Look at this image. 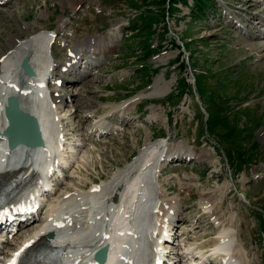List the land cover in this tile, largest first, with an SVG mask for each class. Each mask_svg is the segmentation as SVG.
<instances>
[{
    "label": "rangeland",
    "instance_id": "obj_1",
    "mask_svg": "<svg viewBox=\"0 0 264 264\" xmlns=\"http://www.w3.org/2000/svg\"><path fill=\"white\" fill-rule=\"evenodd\" d=\"M234 1L242 3L240 9L234 7L244 21L245 29L242 31L227 23L221 13L230 0H217L211 6L198 1L195 16L190 14L191 6L196 5L194 0H187L186 6L181 4L184 0L176 1L170 12L165 0H12L10 4L0 6V50L25 24L32 29L43 28V25L57 29L59 17L67 15L70 17L67 27L70 32L73 29L78 33L79 38L75 39L80 40L91 34H105L114 24L120 23L117 21L110 25L111 22L121 20L124 26L115 31L116 49L107 57L100 58L104 59L103 64L94 69L92 77L70 86L73 76H65L68 79L65 90L76 99L59 106L69 136H73L72 139L83 137L81 131L93 119L85 117L88 111L93 110L94 115L100 118L108 109H113L110 106L114 102L139 91L143 93L138 98L144 92L150 93L153 84L151 90L146 85L159 74L165 76L164 80L162 75L156 77L159 83L167 81L166 86L170 87L167 93L142 99L123 114L113 113L110 121L122 120L124 127L119 123L121 129L93 141L97 145L93 150L99 148L98 152L92 153V148L87 145L82 147L90 152L91 158L84 165H74L72 182L83 188L101 179L95 183H104L120 167L138 156L131 158L140 152L147 139L164 137L169 146H189L200 158L178 161L174 166L166 167L159 176L160 182L166 181L167 186L170 185V193L179 191L180 181L185 184L194 182L193 186V183L187 185L191 187L190 193L181 197L182 202L178 206L183 210L184 204L189 205L183 213L190 216V220L198 209L195 207L198 193L204 191L211 195L210 202L220 194L225 195L224 200L222 197L224 209L220 208V212L225 217L229 216L235 211L232 204L241 217L235 221L240 230L232 225L243 243L247 264H264V211L259 208H264V38L257 35L264 29V0ZM79 3L84 5L85 12L75 9ZM92 3L99 4L104 12L96 13L92 8L87 10L85 5ZM204 6L207 7L204 9ZM168 12L171 13L169 17ZM203 12L204 17L199 18ZM128 17H132L131 26ZM246 28L255 35L247 36ZM178 39L185 42L188 54L182 52ZM63 55L61 47L54 48L56 60L61 61ZM184 58L183 66H177V59ZM152 70L157 72L152 73ZM145 74L152 76L147 79ZM63 90L61 94H65ZM148 112L155 113L152 124L146 121ZM92 128L93 124L88 130ZM76 129L80 131L74 136ZM244 161L250 163L238 169ZM172 171H178L182 180L175 179ZM255 175H259L257 180ZM228 180V184L232 183V190L225 194ZM182 186L180 191L185 192ZM240 192L243 197L247 195L248 201L240 200ZM180 210V216L187 220L188 217L182 216ZM226 223L229 226L228 220ZM189 224L181 225L178 231ZM208 227L202 221L197 239L202 233L207 235L212 231L217 234L216 227H211L210 231ZM26 230L27 227L23 232ZM205 240L213 244L215 239Z\"/></svg>",
    "mask_w": 264,
    "mask_h": 264
},
{
    "label": "bare ground",
    "instance_id": "obj_2",
    "mask_svg": "<svg viewBox=\"0 0 264 264\" xmlns=\"http://www.w3.org/2000/svg\"><path fill=\"white\" fill-rule=\"evenodd\" d=\"M7 2L9 1L7 0L5 3ZM58 23V30H55L57 33L66 23L64 17H59ZM31 27L29 24L22 26L21 30L13 35L0 50V135H3L2 131L7 124L3 114L5 97L14 95L18 99L19 107L38 119L44 137V149L30 148L20 144L12 151L6 152L4 150L5 142L0 139V172L12 170L14 173L23 168L25 173L35 174L39 178L37 192H40L45 191L47 184L51 182L50 179L53 180L55 175V173L48 171L50 164L69 162V171L73 164L75 165V162L71 163L72 158L76 156L78 165H84L91 156L89 155L90 152L83 150L82 147L84 146L77 142L84 138L70 141L64 147L62 146V150L59 151L46 137L49 104L34 90V83L36 82L34 77L42 75L41 79H43L47 75V70L51 65L53 67L55 62L52 59L54 57L53 48L49 44L51 35L44 33V30L47 29L40 28L34 33L31 32L32 34L28 33L30 35L27 37L21 36L22 34L26 36L27 30ZM117 27H120L118 22L101 36L91 34L85 37L86 39L76 40L72 38L66 40L64 43L68 47V53L65 61L72 58L69 54L73 51L80 55L79 60L84 59L88 64L99 55L105 56L113 50L114 45L111 44L114 40L113 30ZM23 57H26L28 64L35 71L34 76L26 79L21 69ZM68 69L69 71L75 69V65L68 67ZM91 69L92 67L87 65L84 72L74 71V74L78 75L77 80L87 79L88 75L92 73ZM157 78L152 85V91L144 94L147 97L167 93L166 90L170 87L166 86L167 81L165 84L159 83ZM168 84L170 83L168 82ZM67 96L72 99L69 94H66L65 97ZM65 97L63 95L61 100ZM51 98L55 101L54 93L51 94ZM135 98H130L120 106L129 108L132 102L135 103L139 99ZM118 107V105L114 106V108ZM153 114L155 113L152 112L149 116ZM81 120L83 119L81 118ZM57 128V135L63 131L66 133L65 127L60 126V123L57 124ZM97 131L110 133L113 132V126H110L104 118H100L93 123V128L89 132L82 134L87 136L91 132ZM90 144L96 145L92 142ZM172 149L170 147L165 148L162 141L150 142V139H147L137 154L138 156L134 157L135 159L128 162L124 167H120L104 183H94L100 187L99 190L91 191L90 188L87 191H81L77 188H74L73 191L62 189L60 196L58 194L51 195L44 205L45 212H47L46 217L52 215L54 220H65V225L62 227L48 226V228L55 234L53 241L67 247L68 258L71 257L72 259V261L68 260L70 264H86L97 247L103 244L107 245V256L104 264H160L152 262L156 251L158 258H162L165 254L163 248L165 245L161 242L163 235L157 233L154 236L155 229L167 231L168 236L174 237L173 241L178 245L174 257L183 260V264H200L207 256L205 251H209L208 255L214 259L219 257L223 261L222 264H247L243 244L238 240V231L232 225L235 220H238V214L235 211L229 212L230 215L225 217V214L220 212L223 203L222 195H218L213 200L214 202H210V199H206L204 196L199 199L203 208L202 213L214 217L213 222L217 228V234L212 236L211 241L215 239L213 244H208V240L205 239L198 240L197 237H193V241L188 242V239L192 238L189 236H196L198 233V230H195L199 226L196 222L183 226L178 231L177 227L180 228V221L185 220L180 216L177 209L176 198L179 196L175 199L166 198L165 193H160L162 191L161 184L157 186L154 180L158 160L164 154H170ZM97 150L99 151V148ZM82 151L84 152L81 153ZM98 151L91 150L92 153ZM180 152L189 156H196L197 154L189 149ZM77 154H79L78 158ZM47 160H50V164L47 163L44 166L45 174L42 171V164ZM70 172L66 174L64 179L71 177ZM65 182L68 183L69 181L65 180ZM182 188L188 190L190 187L185 185ZM67 191H70V194L64 196ZM244 197L246 196L244 195ZM43 198H45L44 195ZM226 220L230 223L229 226ZM109 221L112 229L109 228ZM35 224L36 222H32L27 226L31 229H28V233L23 235H30L42 227L44 222ZM107 232L108 236H105ZM203 235L204 233L200 236ZM20 242L21 240L12 244L11 241H8L5 246L6 248H16ZM168 244L173 243L169 242ZM207 244L211 247L204 249ZM118 254H122L121 257L118 258ZM76 259H78L77 262Z\"/></svg>",
    "mask_w": 264,
    "mask_h": 264
},
{
    "label": "water",
    "instance_id": "obj_3",
    "mask_svg": "<svg viewBox=\"0 0 264 264\" xmlns=\"http://www.w3.org/2000/svg\"><path fill=\"white\" fill-rule=\"evenodd\" d=\"M23 65H24V68L25 70L28 72V73H32V70L30 69V67L28 66V64L26 63V61L24 60L23 61ZM12 100H14V107H12L11 109L10 108H7V115L9 116L10 115H14L15 117H20V118H24L25 117V113L22 112L18 107H17V103H16V100L15 98H11ZM28 117V115H26ZM31 119V122H32V127H31V131L35 132V134L37 135L38 137V142L37 143H41V139L39 137V132H38V129L36 127V123L34 121V119L30 118ZM10 131V130H9ZM12 142H25V143H28V144H32L30 142H28L27 138L26 137H20L18 139H14ZM36 144V143H35ZM97 256L98 257H103L104 254L102 253V256H101V252H97Z\"/></svg>",
    "mask_w": 264,
    "mask_h": 264
},
{
    "label": "trees",
    "instance_id": "obj_4",
    "mask_svg": "<svg viewBox=\"0 0 264 264\" xmlns=\"http://www.w3.org/2000/svg\"><path fill=\"white\" fill-rule=\"evenodd\" d=\"M159 2H163V0H158ZM198 1H203V3H207L208 1H205V0H195V2H196V8H197V2ZM170 8H172V7H170ZM196 12H197V10H196Z\"/></svg>",
    "mask_w": 264,
    "mask_h": 264
}]
</instances>
